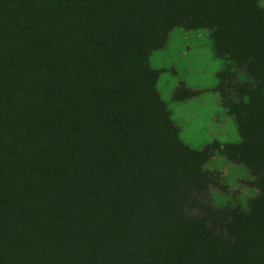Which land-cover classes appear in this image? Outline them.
Segmentation results:
<instances>
[{"label": "trees", "instance_id": "obj_1", "mask_svg": "<svg viewBox=\"0 0 264 264\" xmlns=\"http://www.w3.org/2000/svg\"><path fill=\"white\" fill-rule=\"evenodd\" d=\"M176 27L210 30L239 142L181 138L150 60ZM217 153L248 208L214 204ZM0 264H264L260 0H0Z\"/></svg>", "mask_w": 264, "mask_h": 264}, {"label": "rangeland", "instance_id": "obj_2", "mask_svg": "<svg viewBox=\"0 0 264 264\" xmlns=\"http://www.w3.org/2000/svg\"><path fill=\"white\" fill-rule=\"evenodd\" d=\"M260 2L264 5V0ZM150 60L154 68L162 71L158 89L185 143L201 149L214 141L225 144L241 140L237 122L223 106L216 90L218 72L225 68L226 60L215 54L209 29L174 28L166 46L153 51ZM181 84L199 93L186 100H177L174 94ZM206 168L220 171L227 185L226 189L213 190L216 206L239 204L248 208L250 200L259 194L245 164L217 153L207 162Z\"/></svg>", "mask_w": 264, "mask_h": 264}]
</instances>
